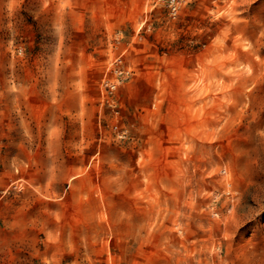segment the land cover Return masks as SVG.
<instances>
[{
    "label": "rangeland",
    "instance_id": "rangeland-1",
    "mask_svg": "<svg viewBox=\"0 0 264 264\" xmlns=\"http://www.w3.org/2000/svg\"><path fill=\"white\" fill-rule=\"evenodd\" d=\"M0 264H264V0H0Z\"/></svg>",
    "mask_w": 264,
    "mask_h": 264
},
{
    "label": "built area",
    "instance_id": "built-area-1",
    "mask_svg": "<svg viewBox=\"0 0 264 264\" xmlns=\"http://www.w3.org/2000/svg\"><path fill=\"white\" fill-rule=\"evenodd\" d=\"M156 2H161L167 8L168 14L171 17H176L180 11L181 5L185 0H156ZM110 87H114V84H110Z\"/></svg>",
    "mask_w": 264,
    "mask_h": 264
}]
</instances>
